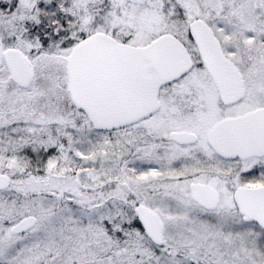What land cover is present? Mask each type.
Segmentation results:
<instances>
[{
    "label": "snow or ice",
    "instance_id": "1",
    "mask_svg": "<svg viewBox=\"0 0 264 264\" xmlns=\"http://www.w3.org/2000/svg\"><path fill=\"white\" fill-rule=\"evenodd\" d=\"M0 264H264V0H0Z\"/></svg>",
    "mask_w": 264,
    "mask_h": 264
}]
</instances>
